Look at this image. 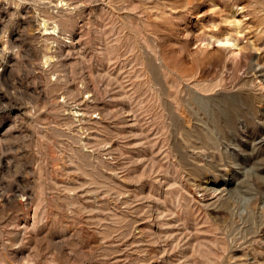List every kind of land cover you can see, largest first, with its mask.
I'll return each instance as SVG.
<instances>
[{"label": "rangeland", "instance_id": "374dc122", "mask_svg": "<svg viewBox=\"0 0 264 264\" xmlns=\"http://www.w3.org/2000/svg\"><path fill=\"white\" fill-rule=\"evenodd\" d=\"M0 264H264V0H0Z\"/></svg>", "mask_w": 264, "mask_h": 264}, {"label": "bare ground", "instance_id": "6f19581e", "mask_svg": "<svg viewBox=\"0 0 264 264\" xmlns=\"http://www.w3.org/2000/svg\"><path fill=\"white\" fill-rule=\"evenodd\" d=\"M46 25V22H44V26ZM246 60V59H245ZM245 62V61H244ZM246 94V93H245ZM245 96V95H244ZM72 108V107H71ZM71 110V109H70ZM80 109L78 108L76 111H73L75 113H77ZM86 110V109H85ZM80 112V111H79ZM85 112V111H84ZM83 112L82 113H77L76 115H80L83 116ZM88 114V113H87ZM82 120V119H81ZM253 142V141H252ZM227 190V189H226ZM224 189H219V188H212V187H208V186H202L199 190L200 192V198L204 201V203L206 205H210V204H214V203H218L221 201H224L226 199V197H228L230 194ZM229 198V197H228ZM259 199V198H258ZM24 203V202H23Z\"/></svg>", "mask_w": 264, "mask_h": 264}]
</instances>
